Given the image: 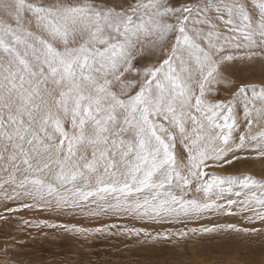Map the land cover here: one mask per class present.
Masks as SVG:
<instances>
[{
	"label": "snow or ice",
	"instance_id": "1",
	"mask_svg": "<svg viewBox=\"0 0 264 264\" xmlns=\"http://www.w3.org/2000/svg\"><path fill=\"white\" fill-rule=\"evenodd\" d=\"M255 59L264 0H0V200L20 201L0 220L91 202L156 221L231 215L235 205L264 222V179L208 171L248 152L264 159V86L210 98L235 84L234 61ZM241 111L246 131L234 137ZM193 190L204 198H186ZM256 231L222 224L152 238Z\"/></svg>",
	"mask_w": 264,
	"mask_h": 264
},
{
	"label": "rangeland",
	"instance_id": "2",
	"mask_svg": "<svg viewBox=\"0 0 264 264\" xmlns=\"http://www.w3.org/2000/svg\"><path fill=\"white\" fill-rule=\"evenodd\" d=\"M68 2L78 3L79 0ZM175 2L183 3L187 0ZM154 60L155 57L148 62ZM226 75L234 80L235 84L231 88L217 86L219 95L210 98L227 100L241 84L264 86V59L234 61L228 67ZM126 79L138 78L126 76ZM114 90H120L119 84L114 85ZM136 91L138 85L129 92V95L135 94ZM245 128L241 113V119L233 133L234 137L237 133L246 131ZM177 151L182 152L179 145ZM247 156V159L226 164L223 168H210L208 171L222 176L251 175L258 180L264 179V159L256 158L254 152H248ZM224 195L225 199L217 200V203L226 202L229 194ZM186 198L202 200L204 197L193 190ZM19 203L20 201L0 200V212H5L6 207H17ZM92 212L98 214H91ZM5 214L9 219L0 220V264H264V222L250 219L255 216L254 210L241 212L235 205L231 215L223 211L209 212L199 219L182 218L181 221L141 219L134 214L117 213L111 209L101 211L97 204L91 202L84 205L83 210L59 209L53 203L48 207L38 206ZM25 221L29 223L25 224ZM42 222L87 229L103 227L107 231L85 236L69 233L62 228H49ZM222 224H234L259 231L248 234L189 233L184 238L175 235L170 239L152 238L158 234H171L193 227ZM129 228L141 229V234L139 236L129 234L125 231ZM144 232L149 235L145 236Z\"/></svg>",
	"mask_w": 264,
	"mask_h": 264
},
{
	"label": "crops",
	"instance_id": "3",
	"mask_svg": "<svg viewBox=\"0 0 264 264\" xmlns=\"http://www.w3.org/2000/svg\"><path fill=\"white\" fill-rule=\"evenodd\" d=\"M241 113H242V111H241ZM243 129V128H242ZM246 129V128H245ZM245 131V130H244Z\"/></svg>",
	"mask_w": 264,
	"mask_h": 264
},
{
	"label": "bare ground",
	"instance_id": "4",
	"mask_svg": "<svg viewBox=\"0 0 264 264\" xmlns=\"http://www.w3.org/2000/svg\"><path fill=\"white\" fill-rule=\"evenodd\" d=\"M243 127H244V126H243ZM243 127H242V128H243Z\"/></svg>",
	"mask_w": 264,
	"mask_h": 264
}]
</instances>
